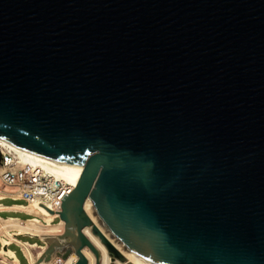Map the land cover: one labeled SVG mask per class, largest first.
Here are the masks:
<instances>
[{
	"label": "water",
	"instance_id": "1",
	"mask_svg": "<svg viewBox=\"0 0 264 264\" xmlns=\"http://www.w3.org/2000/svg\"><path fill=\"white\" fill-rule=\"evenodd\" d=\"M0 137L73 174L62 234L88 264L85 210L153 264H264V0H0ZM6 258V257H5ZM8 259V258H7Z\"/></svg>",
	"mask_w": 264,
	"mask_h": 264
},
{
	"label": "built area",
	"instance_id": "2",
	"mask_svg": "<svg viewBox=\"0 0 264 264\" xmlns=\"http://www.w3.org/2000/svg\"><path fill=\"white\" fill-rule=\"evenodd\" d=\"M33 154L26 150H20L8 142L0 141V202L1 200L11 198L13 200H23L22 204H36L38 212H27L22 209H10L14 212H25L28 217L6 216L14 219L17 224H23L26 220L34 219L47 223V217L50 213L57 212L53 222H60L59 212L62 210L61 197L64 193L70 192L74 187L63 179H59L55 174L46 169L37 157H31ZM17 203V202H15ZM5 209L0 208V212ZM0 217H3L0 215ZM17 228V226H7L6 229ZM21 233H8L2 238L10 240L11 246L20 237ZM45 244L44 239L41 241ZM2 246L4 244L0 240ZM34 242L23 240L17 246L20 247L23 254L32 246ZM40 244L39 245H43ZM15 251V250H14ZM29 264L32 263L31 257L27 258ZM77 261V260H76ZM75 261V262H76Z\"/></svg>",
	"mask_w": 264,
	"mask_h": 264
},
{
	"label": "bare ground",
	"instance_id": "3",
	"mask_svg": "<svg viewBox=\"0 0 264 264\" xmlns=\"http://www.w3.org/2000/svg\"><path fill=\"white\" fill-rule=\"evenodd\" d=\"M0 141L8 142L11 145L15 146L16 148H18L20 150H24L23 148H20L19 146L13 144L12 142H10V141L2 138V137H0ZM31 157L33 158V157H37V156L32 155ZM37 159H39L41 161L42 165L46 169H48L53 174H55L59 179H63L66 182L70 183L73 187H75V185L78 183V181L81 177V174L84 170V167H85V165L83 163L79 174L73 175V174H71V173H69V172H67V171H65V170H63V169H61V168H59V167H57L51 163L39 158V157H37ZM92 204H93L92 200L90 198H88L86 200L85 206H84L86 212L91 217L93 222L103 232V234H105V236L115 245V247H117V249L119 251H121V253H123L124 256H126L134 264H153L149 260L144 259V258L140 257L139 255L133 253L127 247V245H125V243L121 239H119L112 231H110L108 229V227L95 215V213L92 209ZM24 206H26L27 209H23L20 206H17L15 203L10 204V205H6V204L3 205L0 202V208H3V209H8V210L9 209H23L25 211L33 210V207L30 205L24 204ZM36 207H37L36 211L38 212V206H36ZM56 214H57V212L50 213V216L47 217V223H43L40 221L41 225H34L33 227H30V226H28V223L24 222L23 224H20V223L17 224V227L19 229H22V230H25V231H28L31 233H35V234H62V233H64V230H65V221L62 220L60 222H53V218L55 217ZM9 221H11V220H9ZM13 221H15V220L13 219ZM12 223L15 224V222H12ZM84 232L90 238V240L94 243V245L100 250L101 255H102L101 264H110L111 254H110L108 246L102 241V239L95 233V231L90 226H86L84 228ZM44 241H45V244L41 245L40 250H38V252L36 253L35 256H33V252L29 255V257H31V259H32L33 264H35L37 262V259L40 256H42V254L46 251V249L49 246V242H47L46 240H44ZM8 244H10V242L5 243L3 249L6 250L9 247V246H7ZM32 246H33V244H32ZM32 246H30V248ZM35 249H37V248H35ZM83 253L88 258V264H97V256L89 246H86L83 249ZM55 254H56V252H53L49 256H47L45 259L50 264H73L77 260V258L71 254L67 259L64 260V262H62L60 259H58L55 256ZM13 257H14V255H13ZM11 264H21V263H20V260L16 256V261L13 260ZM40 264H45V263L42 261V262H40ZM115 264H124V261L115 260Z\"/></svg>",
	"mask_w": 264,
	"mask_h": 264
},
{
	"label": "rangeland",
	"instance_id": "4",
	"mask_svg": "<svg viewBox=\"0 0 264 264\" xmlns=\"http://www.w3.org/2000/svg\"><path fill=\"white\" fill-rule=\"evenodd\" d=\"M1 201L3 203H5V204H12V203L17 202V203H15L17 206H20L23 209H27L26 206H24V204H22L24 202L23 200H13L11 198H7V199H3ZM30 206L33 207V210L34 211L33 210H30V211H27V212H37L36 211L37 210V207H36L35 204H31ZM0 215L4 216V217H0V233H2L5 230V227H7V226H17V223L15 221H13V219L7 218L6 216L12 215V216H19L21 218L28 217L27 214L21 213V212H17V213H15V212H1ZM9 220H11L12 222H15V224L12 223ZM25 222L28 223V226H30V227H33L34 225H41V222L40 221L34 220V219H29V220H26ZM0 240L2 241V243L4 245H5V243L10 242V240L9 239H6V238H0ZM25 240H29L30 242H34V240L32 239V237H27ZM40 244H43V243L40 242ZM3 247L4 246H2V244L0 243V249H1L0 250V254L5 250V249H3ZM36 248L37 249H34V251H33V256L36 255V253L38 252V250H40L41 246L38 245ZM26 252H28V250ZM13 255H14V257H13ZM16 256L20 260V263L21 264H29L28 260L25 259V258H23L24 254H23V252H22V250L20 249L19 246H16L15 248H13L12 251H9L4 256L0 255V264H9V263L11 264L13 260L16 261Z\"/></svg>",
	"mask_w": 264,
	"mask_h": 264
},
{
	"label": "crops",
	"instance_id": "5",
	"mask_svg": "<svg viewBox=\"0 0 264 264\" xmlns=\"http://www.w3.org/2000/svg\"><path fill=\"white\" fill-rule=\"evenodd\" d=\"M13 204V203H12ZM3 205H5L4 203H3ZM6 205H10V204H6ZM1 212H14V211H11L10 209L8 210V209H5V210H3V211H1ZM0 212V213H1ZM15 213H17V212H15ZM21 213H25V212H21ZM26 214V213H25ZM2 216V215H1ZM8 216H12V215H8ZM4 217V216H3Z\"/></svg>",
	"mask_w": 264,
	"mask_h": 264
}]
</instances>
